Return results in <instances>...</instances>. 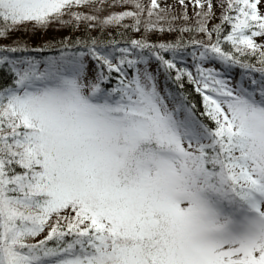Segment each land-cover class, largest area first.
<instances>
[{"label":"snow or ice","instance_id":"obj_1","mask_svg":"<svg viewBox=\"0 0 264 264\" xmlns=\"http://www.w3.org/2000/svg\"><path fill=\"white\" fill-rule=\"evenodd\" d=\"M0 264H264V0H0Z\"/></svg>","mask_w":264,"mask_h":264},{"label":"trees","instance_id":"obj_2","mask_svg":"<svg viewBox=\"0 0 264 264\" xmlns=\"http://www.w3.org/2000/svg\"><path fill=\"white\" fill-rule=\"evenodd\" d=\"M18 35H29L28 33H17ZM51 34V30L46 32H41L40 30H37L35 34H32L29 36V39L32 43H38L40 40H42L45 36H48Z\"/></svg>","mask_w":264,"mask_h":264}]
</instances>
